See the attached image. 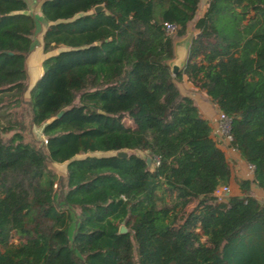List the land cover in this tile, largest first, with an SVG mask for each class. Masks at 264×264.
I'll list each match as a JSON object with an SVG mask.
<instances>
[{
  "label": "trees",
  "instance_id": "obj_1",
  "mask_svg": "<svg viewBox=\"0 0 264 264\" xmlns=\"http://www.w3.org/2000/svg\"><path fill=\"white\" fill-rule=\"evenodd\" d=\"M198 3L41 0L43 49L62 48L29 87L38 19L26 0H0V264H264V200L250 191L264 195V0H208L173 75L164 21L183 33ZM184 75L231 118L228 145L253 166L223 201L212 193L228 158L180 92ZM49 162H65V203Z\"/></svg>",
  "mask_w": 264,
  "mask_h": 264
},
{
  "label": "rangeland",
  "instance_id": "obj_2",
  "mask_svg": "<svg viewBox=\"0 0 264 264\" xmlns=\"http://www.w3.org/2000/svg\"><path fill=\"white\" fill-rule=\"evenodd\" d=\"M26 1H27V8L30 10V12L32 14H34V12L38 11V5H39L40 0H26ZM207 5H208V0H199L197 13L193 17V19L189 22V24L185 27L184 32L181 34H178L177 31H175V30L172 31L173 41L178 40V39L182 38L183 36H185L187 31L190 29L196 32L194 22L198 18V14L200 13V11L203 12L206 9ZM36 34L37 33L35 30L32 33V35L35 37ZM59 48H62V46L61 47L60 46H53L51 50L56 51ZM178 82L181 83V81H178ZM26 94H27V92H26ZM25 111L26 110H23V112H25ZM124 121L127 124L130 123V120L126 117L124 118ZM217 129H218L217 126L213 129V131H212L213 135L220 140L219 144L224 149V151L226 152L228 162H229V165L231 168V176H230L229 180L226 182V184L229 187V193L225 197V199H227L229 195L237 194V192L239 191V178L241 177L239 174V167L240 166H239V163L237 162V152L228 145L227 141L220 138V135L217 133ZM29 130H31V132ZM25 136H26V138L35 137L37 139V141H39V139H42L44 137L42 134L41 126H36V125H33L32 127L26 129ZM128 151L130 152V150H128ZM134 152H136L138 154L146 155V153L144 151H141V150H134ZM110 153H112V151H96V152H93L90 154H110ZM48 166L53 168L54 171L56 172V180H55V184H54L55 202L57 203V205L60 203H65V200L62 197L63 190H64L63 184H64V174H65V162H62V163L49 162ZM248 171H249V169L246 166L244 174L249 175L250 172H248ZM250 191L255 196L258 195L259 196L258 198L260 200H264V197L261 196L262 193L259 191V188L256 187L254 184L251 185ZM69 210L71 212V217H72L71 222L75 223L77 220L76 210L70 209V208H69ZM73 223H70V225H69L68 235H69V239H70V245H71V247L74 248V244L72 243V235H73L72 231H74V224ZM120 224L121 223H119V225ZM77 258H78V264H86L84 259H83V256L81 254H77Z\"/></svg>",
  "mask_w": 264,
  "mask_h": 264
},
{
  "label": "crops",
  "instance_id": "obj_3",
  "mask_svg": "<svg viewBox=\"0 0 264 264\" xmlns=\"http://www.w3.org/2000/svg\"><path fill=\"white\" fill-rule=\"evenodd\" d=\"M40 3H41V0L38 5V11L34 12L36 18L38 19V23L36 27L37 34L35 35V37L31 35L32 49L30 50V52L28 53L26 57L29 87L32 86L35 80L42 73V66H41L42 60L49 54L55 52L54 50L45 51L43 49L42 34L45 28L47 27L49 21L45 20L42 17L41 11H40ZM27 11L30 12L28 8H27ZM201 12L202 11H200L199 14H201ZM194 34H195V31H194ZM180 81L181 83L177 82L180 92L182 94L189 95L193 99L195 104L198 106L201 115L206 117L209 120L210 124L212 125V128L214 129L216 127V117L219 111L216 104L209 98V96L206 94V92L203 89H200L198 86L194 85L190 80L187 79L185 75L182 77ZM237 162L239 163V166H240L239 167L240 176L251 178L252 176L251 171H248L250 172L249 175L244 174L247 162H245L242 158H240L238 152H237ZM259 191L262 193L260 189ZM238 193H240V190L237 192V194ZM261 196L264 197L263 193ZM257 197L259 196L257 195Z\"/></svg>",
  "mask_w": 264,
  "mask_h": 264
},
{
  "label": "water",
  "instance_id": "obj_4",
  "mask_svg": "<svg viewBox=\"0 0 264 264\" xmlns=\"http://www.w3.org/2000/svg\"><path fill=\"white\" fill-rule=\"evenodd\" d=\"M104 8L103 4H97L94 5L93 10L94 11H100ZM194 36L193 30H188L185 36L182 38L173 41V58H171L168 61V64L170 66V72L171 74L175 75L184 65L185 59L188 52L189 44ZM100 41H96V43H99ZM65 110V108H61L57 113L56 116H59L62 114V112ZM116 154L119 156H126L129 154V151L127 150H118L116 151ZM147 163H150V158H146ZM127 231V227L123 224V221H121V224L118 227L119 233H124Z\"/></svg>",
  "mask_w": 264,
  "mask_h": 264
},
{
  "label": "built area",
  "instance_id": "obj_5",
  "mask_svg": "<svg viewBox=\"0 0 264 264\" xmlns=\"http://www.w3.org/2000/svg\"><path fill=\"white\" fill-rule=\"evenodd\" d=\"M164 25H165L166 30L169 32L174 31L176 28L175 24L168 22V21H164ZM230 125H231V118L227 114L219 110L217 117H216V126L218 128L217 133L220 135L221 139H224L228 143L231 138ZM43 141L46 142V139L44 138ZM158 163H159V157L154 156L153 164H158ZM246 166L248 167L250 171L252 170L253 166L251 163H246ZM228 193H229L228 185L226 183H222L215 187L212 194L214 195V199L216 201H223L225 200V197L227 196Z\"/></svg>",
  "mask_w": 264,
  "mask_h": 264
}]
</instances>
